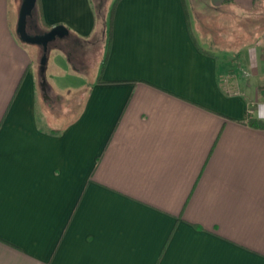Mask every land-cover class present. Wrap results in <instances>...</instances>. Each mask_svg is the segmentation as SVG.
<instances>
[{"label": "crops", "instance_id": "1", "mask_svg": "<svg viewBox=\"0 0 264 264\" xmlns=\"http://www.w3.org/2000/svg\"><path fill=\"white\" fill-rule=\"evenodd\" d=\"M20 3L0 0V264H264V0H114L67 121ZM32 19L97 31L93 0Z\"/></svg>", "mask_w": 264, "mask_h": 264}, {"label": "rangeland", "instance_id": "2", "mask_svg": "<svg viewBox=\"0 0 264 264\" xmlns=\"http://www.w3.org/2000/svg\"><path fill=\"white\" fill-rule=\"evenodd\" d=\"M113 1L93 0L97 7V31L91 40H79L68 34L62 38H56L48 44L45 64L47 97H49L50 115L58 116L59 121L74 118L83 105L87 85L95 76L100 55L105 47L102 31L105 28L104 25L107 22ZM33 21L31 17L29 22L33 23ZM56 47L62 49L59 54L65 59L63 78L58 79L61 89L60 91L56 90L57 92L51 84L54 78L52 64L59 57Z\"/></svg>", "mask_w": 264, "mask_h": 264}, {"label": "water", "instance_id": "3", "mask_svg": "<svg viewBox=\"0 0 264 264\" xmlns=\"http://www.w3.org/2000/svg\"><path fill=\"white\" fill-rule=\"evenodd\" d=\"M36 6V0H21L18 17L16 22V35L18 39L30 45H37L41 48V56L39 58V75H40V88L45 96L47 93V82L45 77V64L46 53L48 44L56 38H62L68 35V29L62 25H55L50 29L43 32L31 33L27 29L28 18L33 14Z\"/></svg>", "mask_w": 264, "mask_h": 264}, {"label": "trees", "instance_id": "4", "mask_svg": "<svg viewBox=\"0 0 264 264\" xmlns=\"http://www.w3.org/2000/svg\"><path fill=\"white\" fill-rule=\"evenodd\" d=\"M38 9H39V0H36V6H35V8H34V10H33V13L34 14H36L37 13V11H38ZM110 23H111V11H110V14H109V17H108V21L106 22V35H107V38H108V43H109V41H110ZM56 24H53V25H49V26H46L47 28H51V27H53V26H55ZM109 45V44H108ZM106 53H107V51H106ZM106 56V55H105ZM105 56H104V59H105ZM104 59L102 60V65H103V62H104ZM252 125L253 124H255L254 123V121L253 120H251L250 119V121H249ZM257 124V123H256ZM257 125H259V124H257Z\"/></svg>", "mask_w": 264, "mask_h": 264}, {"label": "flooded vegetation", "instance_id": "5", "mask_svg": "<svg viewBox=\"0 0 264 264\" xmlns=\"http://www.w3.org/2000/svg\"><path fill=\"white\" fill-rule=\"evenodd\" d=\"M31 17L28 18L29 21H30ZM29 21L27 22L28 31L31 33H36V26L33 23H30Z\"/></svg>", "mask_w": 264, "mask_h": 264}]
</instances>
